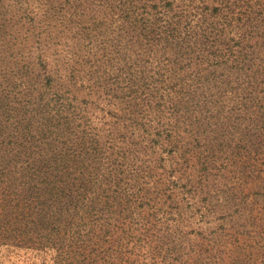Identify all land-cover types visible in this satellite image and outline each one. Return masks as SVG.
Returning a JSON list of instances; mask_svg holds the SVG:
<instances>
[{"label":"trees","instance_id":"obj_1","mask_svg":"<svg viewBox=\"0 0 264 264\" xmlns=\"http://www.w3.org/2000/svg\"><path fill=\"white\" fill-rule=\"evenodd\" d=\"M0 246L264 264V0H0Z\"/></svg>","mask_w":264,"mask_h":264},{"label":"rangeland","instance_id":"obj_2","mask_svg":"<svg viewBox=\"0 0 264 264\" xmlns=\"http://www.w3.org/2000/svg\"><path fill=\"white\" fill-rule=\"evenodd\" d=\"M53 251L34 252L14 247L0 246V264H53Z\"/></svg>","mask_w":264,"mask_h":264}]
</instances>
